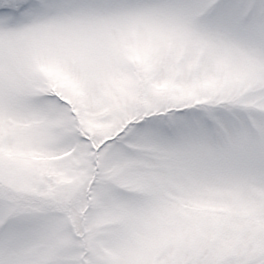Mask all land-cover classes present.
I'll use <instances>...</instances> for the list:
<instances>
[{
    "label": "snow or ice",
    "instance_id": "1",
    "mask_svg": "<svg viewBox=\"0 0 264 264\" xmlns=\"http://www.w3.org/2000/svg\"><path fill=\"white\" fill-rule=\"evenodd\" d=\"M0 264H264V0H0Z\"/></svg>",
    "mask_w": 264,
    "mask_h": 264
}]
</instances>
